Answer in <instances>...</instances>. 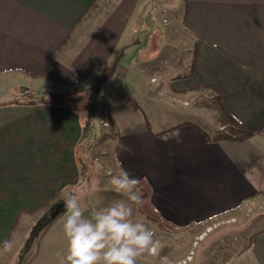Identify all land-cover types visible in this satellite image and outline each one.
<instances>
[{
	"label": "crops",
	"instance_id": "1",
	"mask_svg": "<svg viewBox=\"0 0 264 264\" xmlns=\"http://www.w3.org/2000/svg\"><path fill=\"white\" fill-rule=\"evenodd\" d=\"M182 5L181 30L173 35L169 0H0V96L18 89L30 100L19 104L26 106L21 114L0 120V244L18 209L76 196L83 178L86 215L121 199L108 183L118 160L139 178L137 190H147L133 219L146 223L156 241L159 228L148 220L155 216L191 229L235 212L264 211V0ZM80 82L96 89L97 120L111 126L100 157L110 173L102 180L85 147L78 149V115L47 104L42 94ZM218 93L225 110L254 130L248 140L212 142L182 116ZM160 103L181 107L167 116ZM42 215H22L11 242L23 231L28 236ZM65 219L62 211L39 232L28 264H60ZM154 256L137 264H159ZM225 264H264V227Z\"/></svg>",
	"mask_w": 264,
	"mask_h": 264
},
{
	"label": "rangeland",
	"instance_id": "2",
	"mask_svg": "<svg viewBox=\"0 0 264 264\" xmlns=\"http://www.w3.org/2000/svg\"><path fill=\"white\" fill-rule=\"evenodd\" d=\"M169 5L171 6L173 11L172 14L174 15V17H172V27H170V30L172 31L170 33L173 35L176 33L178 35L177 30H181V18L183 13L182 0H169ZM158 27L160 30L158 31V35H163L165 31L164 28L160 25H158ZM59 91L61 92V90ZM69 91H74V94L72 95L76 96L77 100L75 105L78 110L76 114L82 122V126L84 123H88L85 134L82 133L81 135L83 140L80 142L94 140L91 151L87 153V160L90 159L92 164L98 168L99 178L102 180L105 174L110 173L104 171L102 168L100 157L102 155L103 145L109 139L108 133L111 132V126L104 117L102 121L105 120L104 123L107 124L106 126L99 123L97 116L95 119L92 118L90 122L87 120L86 105L88 102L92 101L93 98H96V89H87V86L80 82L74 87V89H70ZM1 94L3 95L0 96V120L12 118L16 113H20L22 110L26 109V106L21 108L19 104L22 105L25 102L30 101L26 92L24 93L18 89L9 90ZM42 94L47 95V99H49V96H51L53 92H42ZM29 96L32 99L35 97L33 93ZM74 96L71 97L74 98ZM209 101L210 100H207L205 102V106L201 105V103L195 111H192L191 108H189L186 109L185 112H182L183 110H181V113H183L182 116L184 118L197 122L202 126L205 132L212 135L217 129L218 122L216 124L215 117L212 118V116H210L212 114L211 112L214 110L211 108ZM200 102L201 100H199V103ZM158 106L166 109L165 113L167 116H173L181 107L179 105H172L171 103H160ZM93 136L95 137L93 138ZM97 164H99L100 167H97ZM87 183H89L88 177L85 179L83 178L82 184H80V188L76 194V197L81 200L82 206L85 208V215L89 214V211H87L84 204ZM229 216L242 218V220L237 221L238 219H235V221L232 222L230 219H225ZM239 216H241V211L238 213L235 212L232 215L218 217V221H216L217 219H212L204 225L193 227L191 229H184L177 233L159 229V251L154 257L159 260V264H162V259L165 257L172 262L179 256L184 259L186 255L189 256V258L174 264H225L229 258L235 256V254L245 248L249 242V236L251 234L259 228L264 227L263 210L248 215L247 217L244 215L241 217ZM42 219H44V217ZM39 230L40 229L36 230L34 228L28 236L26 235V231L21 232L20 236L12 242L13 246L11 251L5 252V264H28L30 258L37 252V245L40 237ZM158 257L163 258L159 259Z\"/></svg>",
	"mask_w": 264,
	"mask_h": 264
},
{
	"label": "clouds",
	"instance_id": "3",
	"mask_svg": "<svg viewBox=\"0 0 264 264\" xmlns=\"http://www.w3.org/2000/svg\"><path fill=\"white\" fill-rule=\"evenodd\" d=\"M119 171L110 175L111 190L121 199L90 211L85 215L81 200L68 195L65 201L66 219L63 234L65 253L60 264H137L145 254L157 255L158 241L146 223L134 220V208L142 207L143 194L137 190L138 177L117 161ZM11 241H4V251H11ZM162 264H172L166 257Z\"/></svg>",
	"mask_w": 264,
	"mask_h": 264
},
{
	"label": "trees",
	"instance_id": "4",
	"mask_svg": "<svg viewBox=\"0 0 264 264\" xmlns=\"http://www.w3.org/2000/svg\"><path fill=\"white\" fill-rule=\"evenodd\" d=\"M70 86H73V83L60 85L59 88H61L62 91L57 92V93H53L51 96H49V99L46 101L47 104L63 107V108H66L72 112H75V113L78 112L76 105H75L76 100H77L76 96L72 95V94H74V91H68L67 90L68 88H70ZM45 96L48 97L47 95H45ZM71 96H74V98ZM41 99H42V96H41ZM222 101H223V95H222V93H218L210 102L211 108L216 113V118H217V122L219 125V129L216 130L215 133H213L212 135H208L207 136L208 139L212 142H217V141L221 140V141L237 142V143L238 142H244V141L248 140L254 134V130L251 129L250 127L244 125L243 123L238 121L233 116H231L223 107ZM97 108L98 107H97L96 98H93V100L88 102V104L86 105V109H87L86 116H87V120H89V122L92 118H94V119L96 118L97 113H98ZM87 124L88 123H86V124L84 123V125L82 126L81 135H82V133L85 134ZM81 135H80V139H79V143H78V147H79L78 149L82 150L83 147H85V151L87 154L88 152L91 151L92 144H93L94 140L80 142L81 140H83ZM94 137L95 136H93V138ZM79 161H82V160L79 159ZM141 189H142L141 193L143 194V200L145 201L147 199V190L144 189L143 187ZM55 197L56 196H54L50 201H48L47 203H45L44 205H42L41 207H39L33 211H25L22 209H18L16 212L14 224H13L6 240L11 241V239L15 233L16 227H17L19 220H20L22 215L35 216V215L43 212L42 216L47 217L49 215L50 209L56 204L55 203L56 202ZM62 201L65 203L66 199H64ZM54 220H55V218L48 221L45 224L44 223L42 224V221H40L41 223H39L35 229L36 230L40 229V233L43 234L45 232V230L53 223ZM148 220L153 225H156L157 227H159V229H164V230H167L168 232H172V233L180 232V231H182L184 229H188L192 226V225H189L186 227L173 226L169 223L168 224L164 223L161 219H157L156 216H155V218H153V219L150 218ZM0 249H3V243L0 244Z\"/></svg>",
	"mask_w": 264,
	"mask_h": 264
},
{
	"label": "water",
	"instance_id": "5",
	"mask_svg": "<svg viewBox=\"0 0 264 264\" xmlns=\"http://www.w3.org/2000/svg\"><path fill=\"white\" fill-rule=\"evenodd\" d=\"M62 211H66L64 202H57L49 211V215L44 217L42 223H47L48 221L56 218Z\"/></svg>",
	"mask_w": 264,
	"mask_h": 264
},
{
	"label": "built area",
	"instance_id": "6",
	"mask_svg": "<svg viewBox=\"0 0 264 264\" xmlns=\"http://www.w3.org/2000/svg\"><path fill=\"white\" fill-rule=\"evenodd\" d=\"M165 22H166V20H163V23H165ZM98 120H99V123H100V124H102L103 126H106V125H107V124H105V123H104V121H102V119H101L100 117H99V119H98ZM95 145H96V144H95ZM96 159H97V158H96ZM97 166H99V167H100V165H99V164H97Z\"/></svg>",
	"mask_w": 264,
	"mask_h": 264
}]
</instances>
